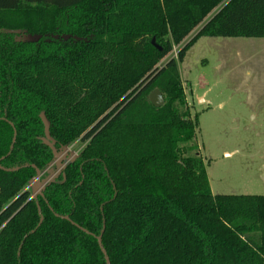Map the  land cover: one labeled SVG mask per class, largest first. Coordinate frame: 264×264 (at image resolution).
Masks as SVG:
<instances>
[{
  "label": "trees",
  "instance_id": "16d2710c",
  "mask_svg": "<svg viewBox=\"0 0 264 264\" xmlns=\"http://www.w3.org/2000/svg\"><path fill=\"white\" fill-rule=\"evenodd\" d=\"M222 1L0 0V264H264V195L212 193L178 62L157 69ZM202 36L264 38V0ZM42 113L60 155L89 140L59 172Z\"/></svg>",
  "mask_w": 264,
  "mask_h": 264
},
{
  "label": "rangeland",
  "instance_id": "374dc122",
  "mask_svg": "<svg viewBox=\"0 0 264 264\" xmlns=\"http://www.w3.org/2000/svg\"><path fill=\"white\" fill-rule=\"evenodd\" d=\"M230 1L223 0L202 26L180 45H173L172 52L158 64L157 69L161 70L171 59L178 62L188 107L192 116L198 114L199 119L196 137L190 143L192 148L188 154L199 156L204 161L212 193L264 195V38L202 36L196 40L202 28ZM38 38L22 34L19 39ZM194 39L196 41L187 50L183 61L179 62V51ZM201 99L206 102H201ZM221 104L225 108L223 111ZM236 107L238 116L230 119V125L223 123L221 114H236ZM239 120L242 125L235 126ZM238 127L240 131L236 133L234 129ZM88 142L81 138L69 145L56 165L79 155ZM238 148L240 151L231 157L224 154L226 149L234 151ZM55 174L53 172V177ZM27 190L32 197L38 193L35 183ZM250 236L259 241L258 233Z\"/></svg>",
  "mask_w": 264,
  "mask_h": 264
},
{
  "label": "water",
  "instance_id": "95a60500",
  "mask_svg": "<svg viewBox=\"0 0 264 264\" xmlns=\"http://www.w3.org/2000/svg\"><path fill=\"white\" fill-rule=\"evenodd\" d=\"M152 44L154 46H156L158 49H160V47L155 44V39H153ZM149 100H150L151 104L154 107H156V108L162 107L164 105V102H165L163 94L158 89L154 90L149 95ZM41 120H42V122L44 124V131H45V138L43 139V142H44V144L46 146H48L52 150L55 159L59 160L61 156H60L57 148L55 147L54 139L51 137V134H50V122H49V120L47 119V117H46V115L44 113L41 114ZM37 172H38V176H37V178H36L34 183L37 185V189H38V193H39L43 186L40 183L41 182L40 181L41 174L39 173L38 169H37ZM39 211H40V209H39ZM41 222H42V219L40 220V224H41ZM98 244H99L102 252L104 253V255L106 257V253L104 252V249H103V246H102V240L100 238H98ZM106 261H107V264H110L109 259L107 257H106Z\"/></svg>",
  "mask_w": 264,
  "mask_h": 264
},
{
  "label": "crops",
  "instance_id": "0c3cea01",
  "mask_svg": "<svg viewBox=\"0 0 264 264\" xmlns=\"http://www.w3.org/2000/svg\"><path fill=\"white\" fill-rule=\"evenodd\" d=\"M201 102H206V100L204 101V99H201ZM193 107V106H192ZM194 108V107H193ZM220 109H221V111H223L225 108H224V105L223 104H221L220 105ZM234 112H236V114H234L233 112H231L230 113V116H225L224 114H221V118H222V122L223 123H227V124H231L230 123V119L231 118H233V117H235V116H238V113H239V109L236 107L235 109H234ZM237 125H242V122L239 120L238 121V123L235 125V126H237ZM234 131L236 132V133H239V131H240V128L238 127V128H236V129H234ZM240 151V149L238 148V149H234V151H229V150H225V152H224V154L227 156V157H231L234 153H238Z\"/></svg>",
  "mask_w": 264,
  "mask_h": 264
},
{
  "label": "flooded vegetation",
  "instance_id": "af4514ba",
  "mask_svg": "<svg viewBox=\"0 0 264 264\" xmlns=\"http://www.w3.org/2000/svg\"><path fill=\"white\" fill-rule=\"evenodd\" d=\"M65 150H66V148H65ZM65 150H64V152H65ZM64 152H63V153H64ZM63 153H62V155H63ZM62 155H60V156H62ZM77 156H78V155H77ZM71 159H72V158H71ZM71 159L67 160V161L64 162V163L62 162V164H61L60 167L58 168V171H57V172H59V171L65 166V164H67ZM58 161H59V160H56L55 163H57ZM57 172H56V173H57ZM52 177H53V176H52ZM40 178H41V177H40Z\"/></svg>",
  "mask_w": 264,
  "mask_h": 264
}]
</instances>
